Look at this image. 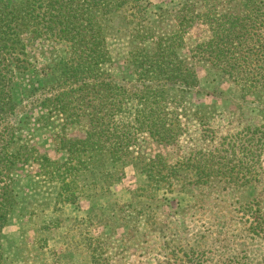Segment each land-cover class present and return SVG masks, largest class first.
<instances>
[{
	"label": "rangeland",
	"instance_id": "rangeland-1",
	"mask_svg": "<svg viewBox=\"0 0 264 264\" xmlns=\"http://www.w3.org/2000/svg\"><path fill=\"white\" fill-rule=\"evenodd\" d=\"M106 1L108 11L93 13L99 47L112 57V76L133 80L125 59L141 46L153 49L160 39L180 44L177 54L199 81L198 92L169 96V119L180 126L177 140L157 148L141 134L139 152L159 151L173 164L190 152L201 157L211 151L206 164L226 167V179L214 175L205 185L176 181L156 187L129 164L109 190L94 187L95 175H83L78 180L91 190L78 193L75 203L62 198L54 168L41 156L61 163L62 137L84 136L83 120L99 116L98 99L82 105L75 92L65 96L66 113L56 108V61L76 54L65 44L67 36L37 32L16 54L19 68L6 86L14 106L5 107L0 118V153L7 158L0 164V214L6 215L0 264H96L91 244L103 255L100 264H264V86L247 94L250 82L229 80L227 71L233 70L214 64L198 47L219 30L221 17L244 18L252 0ZM263 14L260 8L255 20L249 18L253 23H242L250 34L239 51L251 62L241 70L253 75L264 74V62L256 61L264 58ZM72 117L80 121L65 126ZM128 117L122 116L125 122ZM223 138L229 141L225 158ZM255 217L258 234L250 227Z\"/></svg>",
	"mask_w": 264,
	"mask_h": 264
},
{
	"label": "trees",
	"instance_id": "trees-1",
	"mask_svg": "<svg viewBox=\"0 0 264 264\" xmlns=\"http://www.w3.org/2000/svg\"><path fill=\"white\" fill-rule=\"evenodd\" d=\"M257 4L264 12V0H252L253 6L244 18L238 15L221 17L219 30H212L214 36L211 40L198 46L201 53L214 64H226L233 70L227 71L229 80L236 83L250 82L248 85L253 89L249 88L247 94L250 91L260 93L261 87L257 88V85L264 86V74L253 75L241 70L242 65L249 59L242 55L240 51L243 49L239 48L240 45H247L245 36L250 34L245 24H242L243 20H255L260 9ZM94 10L108 11L107 1L0 0V118L5 107L14 106L6 86L11 81L12 69L19 68L16 54L25 50L26 41L34 39L30 37L32 35L37 37V32L47 36L59 35V38L67 36L68 42L65 44L75 50V59L59 56L55 64L57 75L51 84L57 85L52 88L59 93L54 95L56 108L66 113L65 96L75 92L81 96L79 103L82 105L87 102L86 105L90 106L91 101L98 99L99 116L83 120L84 136L73 139L62 137L60 149L65 153L64 160L59 163L47 156H41L43 163L54 168L62 198L75 203L78 193L91 190L90 183H81L78 180L83 175L86 176L84 180L95 175L97 181H94V187L109 190L112 184L121 179L124 166L129 164L143 172L148 185L156 187H161L162 183L170 186L176 181L205 185L214 175H221L226 179V167L221 165L212 168L206 164L211 161V151L203 152L201 157H198L197 152H190L173 164L159 151L154 155L144 156L139 152L136 144L141 134L151 139L157 148L169 146L177 140L174 130L180 126L169 119L174 116L173 111L168 108L169 96L173 92H190L193 89L198 92L199 81L192 67L177 54L176 49L180 44L173 46L171 42L161 43L160 39L154 43L153 49L141 46L136 53L125 59L134 75L133 80L112 76V57L107 49L99 47L101 33L96 26ZM253 12H256V16ZM56 21L59 23L58 27L53 25ZM262 22L264 23V14ZM137 24L138 22L135 26ZM261 46L264 48V36ZM260 60L264 62L263 57L256 61ZM73 99L76 98L70 100ZM123 115L129 116L126 122ZM117 116L120 117L115 118ZM72 118H66L65 126L80 121L79 118ZM226 139L223 138L221 145L220 151L224 153L222 158H225L227 151L225 146H229ZM137 154L140 155L137 157ZM6 159L0 153V164L5 163ZM84 188L85 191L82 190ZM5 217L4 213L0 214V228ZM258 218L255 217L250 222L251 229L257 234L261 232ZM91 247L95 263L100 264L102 253L97 252L94 244Z\"/></svg>",
	"mask_w": 264,
	"mask_h": 264
}]
</instances>
